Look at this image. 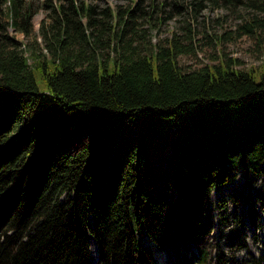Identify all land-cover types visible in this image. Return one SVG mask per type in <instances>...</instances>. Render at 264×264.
Wrapping results in <instances>:
<instances>
[{"label":"trees","instance_id":"1","mask_svg":"<svg viewBox=\"0 0 264 264\" xmlns=\"http://www.w3.org/2000/svg\"><path fill=\"white\" fill-rule=\"evenodd\" d=\"M51 2L47 57L6 31L29 34L31 6L0 0V264H157L143 236L192 238L194 262L206 261V198L235 168L263 172L264 62L185 69L174 39L151 52L123 39L135 8H104L112 21L97 22L94 6ZM98 23L108 41L94 38ZM158 140L170 193L155 184Z\"/></svg>","mask_w":264,"mask_h":264},{"label":"rangeland","instance_id":"2","mask_svg":"<svg viewBox=\"0 0 264 264\" xmlns=\"http://www.w3.org/2000/svg\"><path fill=\"white\" fill-rule=\"evenodd\" d=\"M60 2L67 8L70 6V0L51 3ZM74 4L80 10L94 6L97 22L112 21L102 13L104 8H135L134 21L123 39L130 40L143 52L156 50L157 43L168 46L174 39L180 49L178 61L185 69L224 60L237 68L248 69L264 62V0H74ZM24 5L34 10L30 33L9 29L10 25L6 31L20 41V48L28 44L22 51L25 55L37 50L50 57L41 28L44 24L48 28L53 22L51 7L45 6V0H25ZM83 20L86 22V17ZM118 27L120 33L122 24ZM101 28L102 24L98 23L94 38L99 36L102 41H108L109 32L105 30L99 35ZM117 39L114 38V43ZM93 44L96 46L94 41ZM97 48L105 54L114 52L107 43H99ZM151 154L156 187L170 193L173 188L170 147L164 141H155ZM232 174L230 181L216 187L206 198L207 260L194 262L201 253L192 238H178L159 247L143 236V243L153 251L157 264H217L219 259L223 264H264V164L260 174L241 168H235ZM248 197L254 202L258 221L249 216ZM94 240L91 239L95 244ZM94 244L91 252L96 260Z\"/></svg>","mask_w":264,"mask_h":264},{"label":"bare ground","instance_id":"3","mask_svg":"<svg viewBox=\"0 0 264 264\" xmlns=\"http://www.w3.org/2000/svg\"><path fill=\"white\" fill-rule=\"evenodd\" d=\"M90 239L94 240L93 236H91ZM94 241H95V240H94ZM91 243L94 244L93 241H91ZM95 244H96V242H95ZM95 244H94V246H93L92 248H93L94 252L97 253V248L95 247Z\"/></svg>","mask_w":264,"mask_h":264}]
</instances>
